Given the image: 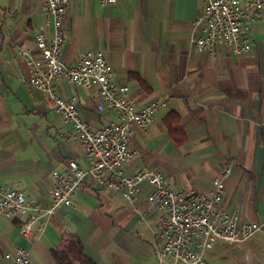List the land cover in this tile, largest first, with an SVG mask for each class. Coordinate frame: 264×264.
<instances>
[{"label": "crops", "instance_id": "0c3cea01", "mask_svg": "<svg viewBox=\"0 0 264 264\" xmlns=\"http://www.w3.org/2000/svg\"><path fill=\"white\" fill-rule=\"evenodd\" d=\"M44 2L0 0V185L47 206L52 171L65 170L70 160L86 168L88 161L71 125L27 81L17 52H36L35 33L47 25ZM202 6L200 0H69L61 58L73 65L79 53L102 50L137 106L164 103L146 130L132 126L130 147L137 156L127 173L157 167L174 190L203 193L229 168L221 207L261 222L264 20L249 27L250 52L232 54L222 45L197 51L192 23ZM53 90L64 99L75 95L80 115L93 127L116 120L115 111L98 110L92 88L60 78ZM151 189L142 181L130 206L120 191L86 177L73 206L31 222L28 237L20 232L26 216L0 215V264H10L4 253L15 246L28 249L35 264H55L52 248L67 234L81 240L94 264H157L151 228L161 211L147 201ZM204 257L206 264H264V233L240 243L217 240Z\"/></svg>", "mask_w": 264, "mask_h": 264}, {"label": "built area", "instance_id": "2783aa9c", "mask_svg": "<svg viewBox=\"0 0 264 264\" xmlns=\"http://www.w3.org/2000/svg\"><path fill=\"white\" fill-rule=\"evenodd\" d=\"M115 0H100L102 5ZM201 13L193 20L197 31L193 39L197 51L214 50L222 45L229 53L250 52L253 45L248 36L249 27L264 20V0H200ZM69 0H45L43 14L45 25L35 33L36 52L18 48V55L27 69V81L47 94L55 111L71 125L72 135L81 145L88 167L82 168L75 160L68 162L63 171L51 173V201L47 206L27 198L23 190L0 185V215L6 218L26 216L20 232L31 234V222L41 216L50 218L57 207H72V197L86 177L101 187L120 191L127 203L134 206L140 183L151 187L147 196L150 206L161 211L151 228L157 264H206L204 252L217 240L240 243L258 232L264 233L261 222L241 218L236 210L221 207L225 179L230 169H222L212 179L206 192L176 191L165 181L157 167L126 172L137 153L130 147L132 126L146 130L155 119L163 102L137 106L128 95V87L118 83L111 64L102 50L81 52L73 65H66L62 58L65 41L62 26ZM65 78L70 84L92 88L100 99L98 110L115 111L116 120L93 127L80 113L76 96L64 99L55 94L54 82ZM146 211L141 215H145ZM10 264H35L29 250L15 246L4 253Z\"/></svg>", "mask_w": 264, "mask_h": 264}, {"label": "trees", "instance_id": "16d2710c", "mask_svg": "<svg viewBox=\"0 0 264 264\" xmlns=\"http://www.w3.org/2000/svg\"><path fill=\"white\" fill-rule=\"evenodd\" d=\"M52 257L55 264H94L85 256L81 240L73 234L63 236L61 244L52 248Z\"/></svg>", "mask_w": 264, "mask_h": 264}]
</instances>
